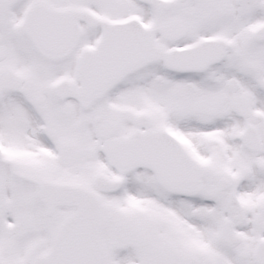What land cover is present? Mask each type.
I'll return each mask as SVG.
<instances>
[{"label":"snow or ice","instance_id":"6c2138e0","mask_svg":"<svg viewBox=\"0 0 264 264\" xmlns=\"http://www.w3.org/2000/svg\"><path fill=\"white\" fill-rule=\"evenodd\" d=\"M0 264H264V0H0Z\"/></svg>","mask_w":264,"mask_h":264}]
</instances>
